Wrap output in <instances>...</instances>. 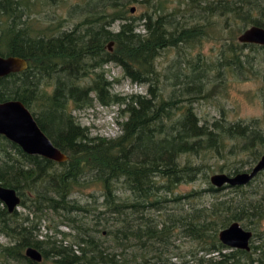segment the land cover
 <instances>
[{
	"label": "rangeland",
	"instance_id": "1",
	"mask_svg": "<svg viewBox=\"0 0 264 264\" xmlns=\"http://www.w3.org/2000/svg\"><path fill=\"white\" fill-rule=\"evenodd\" d=\"M110 3L0 0V55L8 57L11 39L22 55L45 59L25 60L26 70L0 78V94L18 95L36 122L55 107L78 129L71 140L56 137L64 162L29 155L0 135V186L20 199L14 212L0 202V264H264V169L242 186L212 182L251 173L264 155V45L240 41L250 28L264 29V0H137L120 13ZM146 18L164 27V43L192 34L149 56L154 73L141 83L115 54L116 42L130 46L133 36L149 34ZM67 64L66 75L53 73ZM71 86L79 103L67 94ZM61 87L63 109L54 104L57 93L64 99ZM155 94L160 109L149 130L157 145L175 146L174 163H164L185 171L179 181L147 172L137 184L82 167L87 149L104 150L126 134L130 101ZM42 160L64 176L75 164L78 180L59 189L64 201L54 207V183L38 176ZM233 223L253 238L248 249L227 248L221 258L215 248L222 244L207 228ZM28 248L42 260L27 257Z\"/></svg>",
	"mask_w": 264,
	"mask_h": 264
},
{
	"label": "trees",
	"instance_id": "2",
	"mask_svg": "<svg viewBox=\"0 0 264 264\" xmlns=\"http://www.w3.org/2000/svg\"><path fill=\"white\" fill-rule=\"evenodd\" d=\"M112 2L110 3V7L114 8L113 10H116L118 13H120V10H128L132 9L130 8V5L133 3H136L137 0H103V2ZM100 1H98L99 3ZM115 18H118V15L114 16ZM148 22V29L149 34L146 37H142L141 35L133 36L131 41L133 43L130 46H125L123 43L116 42V51L115 54L119 61L123 62L124 67L128 71V75L131 77L133 81L136 82H144L145 77L148 75H152L154 73L153 65L148 60L149 56H154L157 54V52L162 49L163 47L170 45L174 46L176 43H174V40L181 39V38H187L192 34V31H181V35L179 38L172 39L171 36L170 41L164 43L165 37L163 35L164 27H162L158 22H152L150 21V18H146ZM150 25V26H149ZM264 27V24L263 26ZM102 28V27H101ZM92 38H96L93 36ZM111 36H109V42L111 41ZM114 39V38H113ZM6 45L8 48V56H16L20 58H24L25 60H32L34 62L36 61H44L45 59H40L37 56L33 55L32 52L28 55H22L20 49L13 44V41L11 39H8L6 41ZM55 52H51L50 54H54ZM69 64L63 65V67L59 70L54 71L53 73H68L67 71H63L65 67H68ZM64 68V69H63ZM52 70V67L48 68ZM69 71V69H68ZM32 74L28 73L26 76V83H29L31 80ZM6 79H3L4 82ZM61 82V80H59ZM61 93H64V99L62 98V101L57 98L55 103L57 107L63 109V106L66 102L67 96H66V90L61 87ZM68 96L70 98L75 97V100L79 103L80 98L75 95L74 87L71 86V88L67 92ZM155 97L154 100L146 99L143 100L142 97H137V99H132L128 105L129 109L133 111V115L131 117V120L127 124L126 134L122 137H120L116 142L114 141L109 143V145L106 146L104 150H96L93 151V147L90 149H87L84 157L82 159L86 160L85 163H82V167H95V168H103L107 169L110 172V177L115 178L116 176L124 177V176H132L134 177V183H141L144 181L143 177L145 173H153L157 176L161 177L162 179L167 181H179V176L185 172L183 169L179 168H172V166H166L164 162H172L174 163L175 157V146L170 144L169 147L162 146V144L157 145L153 141L152 137V131L149 130V125L155 121V113L159 111L160 104L156 102V104L159 106L157 108V111L155 112ZM11 100H20L21 98L16 95L14 92H8L3 91L0 94V102L5 101H11ZM64 102V103H63ZM54 110H50L48 112V116L46 117L41 116L40 120H38V124L44 129V132L49 133L55 138V141L52 139V137L48 136L54 145L62 151V148H60L59 143L56 140L57 138H62L66 140H71L72 137L77 136L78 129L72 125V122L68 120V118L63 114L59 113L57 109L54 107ZM56 111V112H55ZM239 128V127H237ZM241 128H239L240 130ZM47 135V134H46ZM60 141V140H59ZM13 147L19 150L20 153H22L26 158L28 159H35L32 157H28L26 154H24L19 147H17L14 144H11ZM71 146V145H70ZM74 146V145H73ZM89 148V147H88ZM93 149L92 151H90ZM134 151V152H133ZM133 152V154H132ZM138 152V153H137ZM64 153V152H63ZM81 159V160H82ZM169 159V160H168ZM32 161V160H31ZM38 163V162H37ZM42 163L38 168L39 172V178L42 180H45L49 182L54 183V188L52 191L53 196L49 198L50 204L52 203L54 207V202L62 204L63 200V189L62 186L66 185L68 188L72 186L74 183H76V180L78 178L73 175V169L75 168V164L72 165L70 172L67 173L64 176V172L60 174H55L56 172L54 167V163L52 161L48 160H42L39 162V164ZM34 164V163H33ZM38 165V164H35ZM53 170V171H52ZM239 173V172H235ZM117 177V178H118ZM115 178V179H117ZM126 178V177H125ZM133 183V184H134ZM65 186V187H66ZM152 185L148 186L146 188L149 191ZM59 189H62V192H59ZM57 195L58 198L54 197ZM233 212V211H232ZM232 215L233 218L237 220L241 219V214L237 212H233ZM213 223V222H210ZM223 223L226 225L228 223V220H225ZM185 226H187L186 229L190 230L189 224L184 223ZM210 226H214V224H210ZM192 231V234L195 235V232L191 229L190 233ZM208 233H212L211 237L214 240H218V232L219 228H215V230H212V228H207ZM90 239H87V242L91 244ZM63 243V242H62ZM69 249V248H65ZM217 252L221 249L220 246L215 248ZM221 255L224 253L221 252ZM21 257H25V255L21 252Z\"/></svg>",
	"mask_w": 264,
	"mask_h": 264
},
{
	"label": "water",
	"instance_id": "3",
	"mask_svg": "<svg viewBox=\"0 0 264 264\" xmlns=\"http://www.w3.org/2000/svg\"><path fill=\"white\" fill-rule=\"evenodd\" d=\"M132 11L134 12V9ZM240 41L264 45V29L252 27L241 36ZM27 65L23 58L0 55V78L26 70ZM0 135L20 146L29 155H42L57 162H64L67 159L45 136L28 109L20 101L11 100L0 103ZM263 169L264 155L251 173H238L232 177L214 175L212 182L218 189L225 186H242L251 181ZM0 202L7 206L9 212H14L20 204V199L15 190L0 186ZM219 237L224 244L230 247L248 249L252 234L242 229L238 223H233L222 231ZM26 256L38 262L42 260L41 254L33 248L27 249Z\"/></svg>",
	"mask_w": 264,
	"mask_h": 264
},
{
	"label": "flooded vegetation",
	"instance_id": "4",
	"mask_svg": "<svg viewBox=\"0 0 264 264\" xmlns=\"http://www.w3.org/2000/svg\"><path fill=\"white\" fill-rule=\"evenodd\" d=\"M229 228V227H228ZM222 231H220L219 233H218V239L220 240V237H219V235H220V233H221ZM253 238V234H252V237H251V239ZM250 239V240H251ZM220 242H221V249L219 250V252H217L219 255H221L220 253L221 252H223V251H225L227 248H231V249H236V250H243L242 248L240 249V248H235V247H230V246H228V245H226V244H224L221 240H220ZM250 242V241H249ZM226 247V248H225ZM250 250H251V248H250ZM222 257H227L228 258V256H226V255H221V258ZM227 262L226 261H224V259L222 258V260H219L218 262H217V264H226ZM228 264V263H227Z\"/></svg>",
	"mask_w": 264,
	"mask_h": 264
},
{
	"label": "bare ground",
	"instance_id": "5",
	"mask_svg": "<svg viewBox=\"0 0 264 264\" xmlns=\"http://www.w3.org/2000/svg\"><path fill=\"white\" fill-rule=\"evenodd\" d=\"M37 124H38V122H37ZM44 134H45V136L52 142V140L46 135V133L44 132ZM52 144L54 145V143L52 142ZM54 147H56L55 145H54ZM57 148V147H56ZM58 149V148H57ZM59 151H61L60 149H58ZM62 152V151H61ZM62 154H63V152H62Z\"/></svg>",
	"mask_w": 264,
	"mask_h": 264
}]
</instances>
